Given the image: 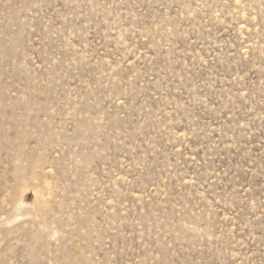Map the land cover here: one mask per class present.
Wrapping results in <instances>:
<instances>
[{
    "label": "rangeland",
    "instance_id": "obj_1",
    "mask_svg": "<svg viewBox=\"0 0 264 264\" xmlns=\"http://www.w3.org/2000/svg\"><path fill=\"white\" fill-rule=\"evenodd\" d=\"M0 264H264V0H0Z\"/></svg>",
    "mask_w": 264,
    "mask_h": 264
}]
</instances>
